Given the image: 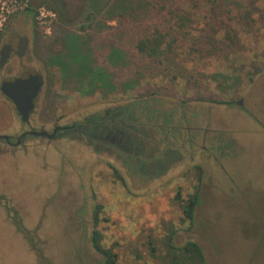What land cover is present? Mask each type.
I'll return each mask as SVG.
<instances>
[{"label":"rangeland","instance_id":"374dc122","mask_svg":"<svg viewBox=\"0 0 264 264\" xmlns=\"http://www.w3.org/2000/svg\"><path fill=\"white\" fill-rule=\"evenodd\" d=\"M252 1L264 7L226 0L205 45L208 10L186 0H0L1 29L36 10L26 20L45 81L37 122L94 116L131 139L114 162L65 140L0 149V264H102L94 229L118 264H169L171 233L177 249L196 242L205 264H264V24L255 11L244 22ZM185 11L192 23L181 31L172 14ZM155 29L176 42L171 67L135 50ZM6 110L0 103V128ZM196 189L190 225L181 205ZM15 210L21 230L10 225Z\"/></svg>","mask_w":264,"mask_h":264},{"label":"flooded vegetation","instance_id":"af4514ba","mask_svg":"<svg viewBox=\"0 0 264 264\" xmlns=\"http://www.w3.org/2000/svg\"><path fill=\"white\" fill-rule=\"evenodd\" d=\"M50 6L57 8L56 0H45ZM63 6V4H62ZM56 9V11H57ZM59 19H64V14L58 10ZM31 15L24 12L23 21L17 23V19H11L0 31V103L6 107V113L11 118L8 126L0 128V135L8 136V141L0 140V149L5 151H17L28 154L29 147H50L60 140L69 141L96 152L108 154L114 162L113 152L115 149H122L126 145H131V139L119 126L107 125L100 122L97 117L91 116L82 121H72L70 123L59 124L37 122L41 117V112L37 113L38 102L43 95L45 81L40 72L35 70V31L34 20H26ZM26 20V21H25ZM29 23V24H28ZM38 75L40 78V89L34 100L33 109L30 111L27 120L24 122L17 111L16 106L2 91V86L6 83L14 82L16 79H28L30 76ZM30 91H28V94ZM108 114V113H107ZM122 112L113 114L112 118L121 116ZM122 129V128H121ZM25 134V136H23ZM86 138L89 143L80 142ZM31 140V142H28ZM108 141V143H107ZM36 144V145H35ZM24 149H29L25 153ZM93 152V155L96 154ZM158 162V161H157ZM3 196V195H2ZM17 215L19 222L25 226L24 217L15 210L11 213V218ZM18 222H10V225L17 229Z\"/></svg>","mask_w":264,"mask_h":264},{"label":"trees","instance_id":"16d2710c","mask_svg":"<svg viewBox=\"0 0 264 264\" xmlns=\"http://www.w3.org/2000/svg\"><path fill=\"white\" fill-rule=\"evenodd\" d=\"M225 1L226 0H186L185 2V6L189 7L190 9L196 10L203 6L208 10V22L204 23V26L201 29L202 33L205 34L206 41H208V43H205V45L212 43V39L215 36L214 34H216L218 31L216 29V23L219 21L223 13V4ZM250 6L252 11L249 10V12H246L243 16L244 22L247 23L246 25L250 27L252 24H254L255 20H253L251 16L254 11L258 16L259 22L264 24V7L260 8L259 6H256L253 1L251 2ZM48 8L53 9L50 5H48ZM25 11L28 12L32 17H35L36 15L35 9L26 8ZM172 16L176 19L177 27L181 31H185L188 25L192 23L191 16L187 11L172 14ZM209 32H211L212 35H209ZM226 32L229 36L228 39L230 41V45H235L237 37L235 35L231 36L229 31ZM175 43L176 42L174 40L169 39V35L167 33L162 32L159 29H155L150 34L143 36L136 42L135 50L139 54L144 55L149 60L168 68L171 67L175 59ZM205 45L203 46V49L205 48ZM200 53L210 56L212 55L213 50L210 49L203 53L200 50ZM174 199L177 202H183L179 191L175 194ZM198 204L199 191L196 189L195 193L181 205L183 219L190 225L193 222L194 212ZM12 219L13 221L19 223L17 224V230H21L23 226L19 222L18 216L15 214ZM91 242L92 248L102 255V264H118L117 255L114 253L112 248H104L101 245L99 232L95 229L92 231ZM166 244L171 250L172 256L170 258L169 264H205V258L202 249L196 242L187 240L181 248L177 249L173 245V234L171 233L166 236Z\"/></svg>","mask_w":264,"mask_h":264},{"label":"water","instance_id":"95a60500","mask_svg":"<svg viewBox=\"0 0 264 264\" xmlns=\"http://www.w3.org/2000/svg\"><path fill=\"white\" fill-rule=\"evenodd\" d=\"M40 85V78L38 75H35L24 80L16 79L14 82L6 83L2 86L3 93L12 100L24 122L33 109L34 100L36 99ZM28 91H30L29 94ZM8 138V136L0 135V140L8 141Z\"/></svg>","mask_w":264,"mask_h":264},{"label":"built area","instance_id":"2783aa9c","mask_svg":"<svg viewBox=\"0 0 264 264\" xmlns=\"http://www.w3.org/2000/svg\"><path fill=\"white\" fill-rule=\"evenodd\" d=\"M19 1L26 3L29 0H19ZM5 19H6V17H4V19L0 21V30H1L2 23L5 21Z\"/></svg>","mask_w":264,"mask_h":264}]
</instances>
